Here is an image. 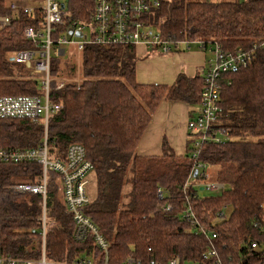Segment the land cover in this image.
<instances>
[{
	"label": "trees",
	"instance_id": "1",
	"mask_svg": "<svg viewBox=\"0 0 264 264\" xmlns=\"http://www.w3.org/2000/svg\"><path fill=\"white\" fill-rule=\"evenodd\" d=\"M10 1L0 0V15L14 16L10 27L0 29V96L40 95V81L23 65L6 59L10 50L32 49L24 30L38 27L39 21L14 15ZM69 3L75 18L88 20L90 0ZM147 21L164 39L198 40L202 44L196 46L207 54L211 47L249 56L246 67L227 70L218 78L221 92L214 129L223 130L224 137L204 144L196 160L191 138L184 155H177L166 141L161 156L140 155V141L160 103L199 104L207 68L195 77L180 74L171 86L140 84L136 47L87 46L83 80L68 82L61 91L56 90L57 81L52 82V98L63 102V108L49 122L50 152L63 160L70 145L80 144L93 164L96 193L85 214L111 244L108 264H126L128 259L135 264H167L179 257L199 262L210 251L222 264H264V0H160ZM60 66L61 58L54 57V79L63 72ZM44 135V127L30 120H0V149L37 148ZM195 162L210 166L212 173L216 169L210 178L225 186L216 196L200 195L208 189L201 190ZM42 174L35 162L0 163L2 253L39 258L45 248L47 258L57 264H71L82 256L103 262L105 256L90 238L84 243L75 240V224L57 174L48 175L45 200L15 189L39 184ZM191 176L193 184L187 187ZM188 202L198 218L196 225L183 217ZM163 203L171 204L172 210H159ZM223 211L225 218H217Z\"/></svg>",
	"mask_w": 264,
	"mask_h": 264
},
{
	"label": "built area",
	"instance_id": "2",
	"mask_svg": "<svg viewBox=\"0 0 264 264\" xmlns=\"http://www.w3.org/2000/svg\"><path fill=\"white\" fill-rule=\"evenodd\" d=\"M88 8V20L75 18L70 11L69 0H12L9 9L13 14L23 13L37 19L39 26H28L24 30V37L31 42L30 50H10L6 53V59L10 62L23 65L29 76L37 78L40 82V95L33 96H0V120H30L42 125L45 135L42 143L32 149H0V163L22 164L35 162L42 168V178L36 185H18L16 190L29 192L41 197H46L48 191V175L55 173L59 176L60 184L64 192L66 210L76 225L75 239L83 242L92 238L102 251L109 252L111 244L100 235L97 227L85 214V209L91 201L90 185L94 168L86 158V152L82 145L69 146L66 158L57 159L52 156L48 144L49 122L63 108V102H56L52 98V82L57 81L56 90L61 91L67 86L65 80L54 79L51 75L52 60L54 57L62 58L66 55L65 44H72L84 52L87 46L110 48L114 46H144L147 50H159L163 54L180 52L179 44L183 43L190 48L192 44H202L196 41H173L162 38L158 28L147 21V16L160 6V0H90ZM64 5V8L62 7ZM14 16L0 15V29L10 27ZM72 30V34H69ZM80 33L81 37L76 34ZM76 38L77 42L67 38ZM192 43V44H191ZM199 45V46H200ZM261 46H264V41ZM214 53L215 59L209 60V69L205 73V86L200 98V108L193 111V116L188 122V131L193 140V159H197L202 147L207 142L221 141L223 130H215L218 119V101L221 85L218 80L222 72L238 67H246L249 56L239 51L234 54H226L218 48H208ZM193 172L199 173L202 187L210 191L224 189V184L213 181L207 172L206 165L195 162ZM192 176L189 177L186 186L193 184ZM198 185L197 182H195ZM194 184V186H195ZM162 196V193H159ZM188 208L183 213L184 218L198 224V218L188 202ZM159 210L170 212L172 205L163 203ZM41 220L45 223V218ZM212 253L211 255H213ZM0 264H53L45 257L35 259H13L1 254ZM75 264H97L96 259L84 257ZM126 264H135L134 259H128ZM140 264V263H139ZM168 264H212L209 253L204 260L189 262L180 257Z\"/></svg>",
	"mask_w": 264,
	"mask_h": 264
},
{
	"label": "crops",
	"instance_id": "3",
	"mask_svg": "<svg viewBox=\"0 0 264 264\" xmlns=\"http://www.w3.org/2000/svg\"><path fill=\"white\" fill-rule=\"evenodd\" d=\"M136 55L138 57L137 81L140 84L167 86L173 85L180 74L188 77L202 74L209 60V54L203 52L198 46L186 52L162 55L157 49L147 50L140 45L136 47ZM191 108L183 102L163 100L154 112L151 124L140 141L139 154L161 156L162 143L166 141L177 155H184L189 138L188 121L193 116Z\"/></svg>",
	"mask_w": 264,
	"mask_h": 264
},
{
	"label": "rangeland",
	"instance_id": "4",
	"mask_svg": "<svg viewBox=\"0 0 264 264\" xmlns=\"http://www.w3.org/2000/svg\"><path fill=\"white\" fill-rule=\"evenodd\" d=\"M210 1H213V2H216V1H232V0H210ZM233 1H244V0H233ZM69 40H73L74 42H77L78 39L76 38H67ZM192 44V43H191ZM179 47H180V53L182 52H186L188 51L189 49H192L194 47H197L196 44H192L190 46V48L187 50V47L185 46V44L183 43H180L179 44ZM64 48L67 50V53L65 56H63L61 58V71L62 74L61 76L58 78L61 80H65L67 83L69 82H81L83 80V75H82V60H83V55H82V52L78 51L74 45L72 44H65L64 45ZM160 52V51H159ZM158 53V52H156ZM155 54V52L153 53ZM160 54L163 55V53L160 52ZM216 56L214 55V53L212 52H209V55H208V59H215ZM209 60L207 61V63L209 62ZM71 68H74V71H73V74L72 75H68V72L69 70H71ZM207 69H209V63L207 64ZM26 71L24 70V73ZM26 75V74H25ZM28 75V74H27ZM192 108V111H198V109L200 108V104H197L196 106H191ZM76 109V108H75ZM80 112V111H79ZM77 112V110L75 111V113H79ZM224 136H220V138H223ZM53 157H55L53 154H52ZM212 169L210 168V166L207 168V172L210 174H213L215 176V172H216V169L213 170V173L211 171ZM96 184H95V180H94V177L91 176V185H90V194H91V197L93 198L95 193H96ZM218 193V191H208V190H204V191H201L200 192V195L201 196H204V197H212V196H216Z\"/></svg>",
	"mask_w": 264,
	"mask_h": 264
},
{
	"label": "bare ground",
	"instance_id": "5",
	"mask_svg": "<svg viewBox=\"0 0 264 264\" xmlns=\"http://www.w3.org/2000/svg\"><path fill=\"white\" fill-rule=\"evenodd\" d=\"M209 63V62H208ZM207 63V64H208ZM192 115H193V112H192ZM191 118V117H190ZM189 122V121H188ZM190 133V132H189ZM189 138H190V136H189ZM89 161V160H88ZM90 162V161H89ZM91 163V162H90ZM91 165L93 166V164L91 163ZM94 168V167H93ZM197 173V172H196ZM204 187H202V189H203ZM62 191H63V189H62ZM44 198V197H43ZM46 198V197H45ZM45 198H44V200H45ZM63 200H64V192H63ZM91 200H92V198H91ZM90 203H91V201H90ZM64 204H65V202H64ZM90 205V204H89ZM88 205V206H89ZM66 207V206H65ZM225 212L223 211V212H221V213H219V214H217V218H220V219H224L225 218ZM43 217L45 218V212H43ZM73 220V219H72ZM74 221V220H73ZM42 223H43V232H42V235H43V238H45V225H46V222L44 223L43 221H42ZM93 223V222H92ZM74 224H75V222H74ZM94 224V223H93ZM95 225V224H94ZM96 226V225H95ZM97 227V226H96ZM97 229H98V231H99V228L97 227ZM75 230H76V225H75ZM99 233H100V235L104 238V240L106 241V242H108L109 243V241H107L106 240V238L101 234V232L99 231ZM74 238H75V231H74ZM89 239V238H88ZM87 239V240H88ZM92 241H93V239L92 238H90ZM76 240V239H75ZM87 240H85V241H83V242H79V241H77V242H79V243H84V242H86ZM93 244H94V246L98 249V251L100 252V253H102V256H105V258L103 259V262H100V259L99 258H94L93 256H82V257H80V258H78V259H76L74 262H72L71 264H75V262H77L78 260H80V259H82V258H84V257H87V258H89V259H96L97 260V264H108V253H105L104 251H102L97 245H95V242L93 241ZM110 244V243H109ZM252 248H257V245L256 244H252ZM109 250H110V248H109ZM209 253V258L211 259L210 260V262L212 263V264H222V262H221V260L219 259V257H218V255L216 254V252H214V251H210V252H208ZM212 253H214L213 255H211ZM1 254L3 255V256H5V257H8V258H13V259H35V260H40V259H42L43 257H45L49 262H51V263H53V264H57V263H54V262H52V261H50L48 258H47V255H46V252H45V248H43V252L41 253V256L39 257V258H18V257H10V256H6V255H4L3 253H2V250H1ZM214 257V258H213ZM177 259V258H176ZM173 260H175V259H173ZM172 261V260H171ZM170 261V262H171ZM100 262V263H99ZM169 263V262H168ZM167 263V264H168Z\"/></svg>",
	"mask_w": 264,
	"mask_h": 264
},
{
	"label": "water",
	"instance_id": "6",
	"mask_svg": "<svg viewBox=\"0 0 264 264\" xmlns=\"http://www.w3.org/2000/svg\"><path fill=\"white\" fill-rule=\"evenodd\" d=\"M62 7L64 8V5H62ZM69 34H72V30H69ZM76 36L77 37H81V34L80 33H77ZM201 190H202V188H201Z\"/></svg>",
	"mask_w": 264,
	"mask_h": 264
}]
</instances>
